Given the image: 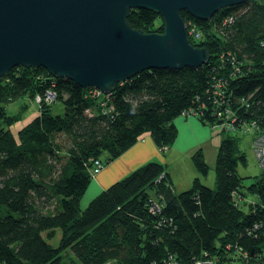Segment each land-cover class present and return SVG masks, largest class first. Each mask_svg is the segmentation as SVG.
<instances>
[{"label":"trees","instance_id":"1","mask_svg":"<svg viewBox=\"0 0 264 264\" xmlns=\"http://www.w3.org/2000/svg\"><path fill=\"white\" fill-rule=\"evenodd\" d=\"M181 15L187 31L196 28L191 44L209 53L199 68L145 70L108 95L44 68L18 66L1 80L0 264H61L65 253L72 264H246L245 256L260 263L264 171L245 184L238 166L246 157L230 135L221 140L213 187L197 177L178 193L166 165L149 161L81 209L97 161L104 168L145 134L164 153L180 116L215 129L223 124L218 113L228 111L238 130H264V0L224 8L207 21ZM128 20L146 33L164 32L156 11L132 9ZM49 92L61 114L46 102ZM26 95L42 98L38 116L14 134L18 118L6 106ZM192 160L206 176L203 151Z\"/></svg>","mask_w":264,"mask_h":264},{"label":"water","instance_id":"2","mask_svg":"<svg viewBox=\"0 0 264 264\" xmlns=\"http://www.w3.org/2000/svg\"><path fill=\"white\" fill-rule=\"evenodd\" d=\"M246 1L0 0V82L18 66L44 68L108 95L145 70L199 68L209 53L191 44L181 12L207 21ZM132 9L158 12L164 32L133 28Z\"/></svg>","mask_w":264,"mask_h":264},{"label":"rangeland","instance_id":"3","mask_svg":"<svg viewBox=\"0 0 264 264\" xmlns=\"http://www.w3.org/2000/svg\"><path fill=\"white\" fill-rule=\"evenodd\" d=\"M49 100L50 102L49 101L47 102L53 104V113L61 114L63 112V105L61 104V102L59 101L55 102L56 99L54 98V96L52 97V95L50 96ZM41 101L38 99V96H36L35 98H32L26 95L10 104H7L6 107H7L8 113L18 118V120H16L12 126V132L14 134H17L19 130H21L23 127H25L28 123H30L33 119H35L38 116ZM183 116L190 117L191 115L186 114ZM212 134L215 137L211 139V141L209 142V146H206V151L204 153L206 163L208 166V173L206 176L202 175L198 171L191 157L185 160L183 156H179V159L175 158L174 160H171L172 162L169 163V166H166L168 169V172L172 175L171 177L173 179V185L177 186L176 187L177 191L175 190L176 192L181 193L185 191L184 188L187 187V185L188 187H190L189 185L192 186L194 179L197 177H199L203 183H206V184L214 183L213 181L216 179L217 155H218L219 147L221 144V142L219 144L218 140L219 139L221 140V138H223L224 135L225 136L230 135V136L236 137L238 139V145H239L240 152L246 157V165L240 163L238 166V171L240 175L243 178H245L244 182L246 185H249L253 181V178L260 176L262 172L264 171V167L260 165L253 151V138L255 135L254 128H250L246 126L236 131H225L224 133H221L218 129L215 128L213 129ZM60 140L64 144L66 141H68L66 137L64 136H60ZM213 142H216L215 150H213V148L211 147ZM175 156L177 155L175 153H172L170 158H174ZM108 165L104 166L103 169H105ZM104 190L100 191L92 199L91 198L89 199L87 197V192H86L80 202L81 209L82 210L86 209V207H88L91 201L97 195L102 193ZM253 198L254 197L252 195L248 197V202L252 201ZM86 201H88V203L85 204ZM53 205L54 206L56 205V200L53 201ZM53 205L50 207L49 211L54 209ZM59 240H60V235L54 240H52L51 243L57 246L59 244ZM257 258L260 260L259 257ZM244 260H246V263L247 262L249 263L252 261L250 257L247 258L246 256L244 257ZM262 260L263 262L261 264H264V257L261 259V261ZM61 264H72L70 253L64 254V258L61 260ZM200 264H204V263H200ZM211 264H223V263H220L218 260H214L211 262ZM227 264H238V262L227 263Z\"/></svg>","mask_w":264,"mask_h":264},{"label":"crops","instance_id":"4","mask_svg":"<svg viewBox=\"0 0 264 264\" xmlns=\"http://www.w3.org/2000/svg\"><path fill=\"white\" fill-rule=\"evenodd\" d=\"M174 125L178 130L177 138L174 144L164 153L156 146L152 137L149 134H145L133 147L115 161L111 162L93 178L86 191L87 197L92 199L100 191L110 187L112 184L149 161H159L169 166V163L172 162L171 160L175 158L179 159V156H183L186 160L190 157L192 158L194 153L199 150L205 153L206 146H209V142L215 137L212 134L213 129L195 116H180L174 120ZM221 140H218L219 144ZM211 147L215 150L216 142H213ZM172 153H175L177 156L170 158ZM213 182L212 184H204L213 187L215 180ZM189 186L190 187L187 185L184 190L191 188V185ZM176 187L177 186H174V189L177 191ZM86 203H88V201H86L85 204Z\"/></svg>","mask_w":264,"mask_h":264},{"label":"built area","instance_id":"5","mask_svg":"<svg viewBox=\"0 0 264 264\" xmlns=\"http://www.w3.org/2000/svg\"><path fill=\"white\" fill-rule=\"evenodd\" d=\"M196 33H197L196 28L190 27V30L188 31V35H194ZM95 90H96L95 94L101 93L99 90H97V89H95ZM51 95H52V97L54 96V98H55L54 93L49 92V93H47L46 98H45L46 102L47 101L50 102L49 98ZM38 99L40 101L42 100V98L39 96H38ZM218 116L223 118V124L216 126V129H218L219 131H236V130H238L236 128V120L231 117V116H233L232 113L226 111V115L225 114L223 115V113L221 111L218 113ZM244 127H246V126H243L242 128H244ZM249 127L254 128V130L256 129L255 124H252ZM253 151H254V154H255L256 158L258 159L260 165L262 167H264V130L258 131L255 133L254 138H253ZM102 169H103V167H102L101 162L97 161L95 163V174L100 173L102 171ZM211 262H212L211 260H208V259L205 260L204 259V260L196 261L193 264H200V263L211 264ZM262 262H263V260L260 261V263H257L255 260H252L251 262H249V263L247 262L246 264H261Z\"/></svg>","mask_w":264,"mask_h":264}]
</instances>
